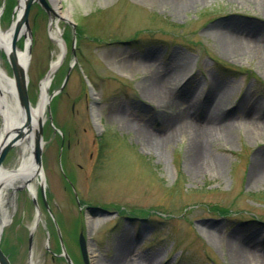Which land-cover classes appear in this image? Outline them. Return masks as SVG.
I'll return each instance as SVG.
<instances>
[{
  "label": "rangeland",
  "instance_id": "obj_1",
  "mask_svg": "<svg viewBox=\"0 0 264 264\" xmlns=\"http://www.w3.org/2000/svg\"><path fill=\"white\" fill-rule=\"evenodd\" d=\"M177 2L182 5L172 6L170 0H59L58 16L66 11L69 17L55 21L63 30L65 54L52 75L42 130L47 211L40 181L33 195L42 220L33 230L37 263L54 264L50 219L58 221L57 233L77 264H84L76 244L80 232L94 251V264H236L229 243H249L264 256V175L254 173L256 153L264 159V130L244 123L250 111L264 123V56L225 51L211 31L222 23L233 31L230 35L264 40V8L256 0ZM48 23L46 12L33 5L27 23L31 105L38 104L42 76L58 55L56 43L62 50L59 40L50 38ZM24 41L19 40L20 47ZM137 58H148L150 73L133 68L131 61ZM2 62L11 75L4 55ZM181 65L185 74L171 89L184 103L163 106L145 96L149 78ZM211 91L224 95L223 113H217L215 122L230 128L193 146L186 134L173 132L172 124L176 113L185 111L193 126H206L212 115L204 104ZM87 105L94 107L99 124ZM115 116L152 140L141 141L117 125ZM159 139L164 141L156 144ZM201 149L219 158L220 167L191 169V156ZM97 154L99 164L93 166ZM12 157L13 152L6 159L8 169L14 168ZM33 197L24 187L16 189V207L1 235L9 251L15 240V248L23 243L14 263L26 260L27 234L37 216ZM117 250H124L120 259ZM87 259L90 264L88 254Z\"/></svg>",
  "mask_w": 264,
  "mask_h": 264
},
{
  "label": "bare ground",
  "instance_id": "obj_2",
  "mask_svg": "<svg viewBox=\"0 0 264 264\" xmlns=\"http://www.w3.org/2000/svg\"><path fill=\"white\" fill-rule=\"evenodd\" d=\"M22 1L19 0L20 5L17 7V17L13 21V25L9 30H0V50H8L11 48V41H12V31L14 27V23L19 19L21 12H22ZM47 3H49L52 6L53 11L55 13L58 12L59 6V0H46ZM166 2L167 0H163ZM179 0H170L172 3V6L180 5L181 3H178ZM263 8H264V0H256ZM178 3V4H177ZM182 5V4H181ZM180 5V6H181ZM264 12V11H263ZM62 13V20L68 19V15L66 11L61 12ZM50 19L52 21V29L50 31V36L53 40H59L62 45V39L60 37V34H62V28L56 23L55 21L57 19H60L57 15L51 14ZM212 35L213 38L220 43V47L225 50L229 51L232 54H237L241 51H257L264 56V40L261 38V36H253L250 38H240L235 37L234 35H230L231 29L227 27L225 24H219L213 26ZM233 32V31H232ZM22 35H25V41L23 47H20L17 43L15 44V50H16V59L18 64L23 68L27 70V65L29 62V54H28V44H29V35L28 32L25 30L24 27L20 28V31L18 33V38L22 37ZM263 43V44H262ZM54 53L57 55L53 57L51 60V73L46 76L42 83H41V100L37 105L32 104L30 108V118L32 123H35L36 118L39 116L42 119V122L45 124L46 120L48 119V113H47V103L49 99L51 98V92L49 93L50 84L52 81V73L54 70L57 69V62L59 60L60 56V48L59 44L56 43L55 45V51ZM264 60V58H263ZM131 65H133L134 69L140 71L141 73H150L151 69L149 67V60L148 58H137V60L131 61ZM25 70V74H26ZM171 72L168 74H164L161 76H153V78H149L147 81L146 87H145V96L148 97V99H151L155 102L161 103L163 106H170V105H181L184 103L181 101L182 99L180 96L171 89L172 84L177 81L181 80L184 72L186 71V67L176 66L173 69L170 70ZM27 77V75H26ZM217 82H215L216 84ZM218 85V84H217ZM0 102H1V130H0V139L1 140H12L16 134V128H19L23 126L24 121V112L21 108L19 99L16 94V88L14 84V80L11 76H9L3 67L0 65ZM190 102V101H189ZM224 103V95L211 91V95L205 99V109L207 107L206 113L210 112V115L212 117L209 119L208 124L204 126L203 128L193 126L192 123L186 118L185 111H179L176 113V117L174 118V123L172 124L173 132L178 133H184L189 137L190 142L194 146L195 141L199 142L205 138H209L212 134L218 133V132H224L227 131L230 128V125L227 123H217L215 122V119L220 118L218 117L217 113H223V106ZM160 104V105H161ZM177 106V107H178ZM92 120L95 124H99L100 119L98 117V114L96 113L95 109L92 108ZM216 115V116H215ZM257 113L254 111H250L246 114V118L244 120L245 126L247 128L252 130H264V123L259 122L255 117ZM213 116L215 118H213ZM112 120L120 126H123V128H128L135 136L140 139L141 141H151L152 137L145 133V131L141 130L138 126L129 124L128 122H125L124 119L121 117L115 116L112 118ZM25 139V138H24ZM23 138L18 139L19 146L17 148V160L15 162L16 167L14 169H6L4 170L3 177H6L8 180V184L5 185L0 190V232L2 225L7 224L9 218L11 217V214L13 210L15 209V202L14 197L16 194V189L18 187H24L26 191L30 195H36L37 193V186L39 178L36 176L32 180H28L30 178V175L26 174L25 176L20 175L19 173H24L27 169L31 170L32 165V143L30 137H26V140L22 141ZM163 142L164 140H156V144L159 142ZM256 160L258 162H255L254 165V173L255 176L260 177V175H264V159L259 154L256 153L255 155ZM191 169L198 170L202 168L204 165H210L212 168L220 167V159L217 157H214L207 152L203 151H196L191 156V163H190ZM14 173V174H13ZM12 179V180H11ZM207 236H209L210 240H215L216 237L214 233L210 230H203ZM122 245L125 247L127 244L126 239H121ZM248 244L243 245H232L229 243L228 247L229 250L232 252L236 264H264V256L259 254L255 249L252 247H249ZM249 247V248H248ZM86 251L89 257V263L94 264V251L87 246ZM124 250H117L115 254L116 259H120L124 256ZM243 262V263H240ZM116 263V262H115ZM119 263V262H117Z\"/></svg>",
  "mask_w": 264,
  "mask_h": 264
},
{
  "label": "flooded vegetation",
  "instance_id": "obj_3",
  "mask_svg": "<svg viewBox=\"0 0 264 264\" xmlns=\"http://www.w3.org/2000/svg\"><path fill=\"white\" fill-rule=\"evenodd\" d=\"M11 1L12 0H0V30H9V28H11V25H13V21H14V19L17 17V7H18V4H17V0H14L15 2H14V4H12L11 5ZM37 6V7H39V8H42V9H44V7H42L40 4H38V3H35V2H32V4L30 5V8H29V10H28V15H29V11H30V9H31V7L32 6ZM47 6L49 7V8H51L52 9V6L49 4V3H47ZM53 10V9H52ZM55 12V11H54ZM28 15H27V20H28ZM46 15H47V17H48V20H49V14L46 12ZM56 15L58 16V14L56 13ZM51 16V15H50ZM60 19H63L61 16H58ZM65 21H68L67 19H65ZM4 24H7V27H4ZM48 27V26H47ZM72 33L75 31V26L74 27H72ZM26 30V29H25ZM75 33V32H74ZM24 39L25 38V35H22V37H20L19 39H18V41H16V43L18 44L19 43V40H21V39ZM19 45V44H18ZM73 53V52H72ZM4 55V57H5V59H6V56H5V52H4V50L2 49V50H0V65L3 67V69L5 70V67L3 66L4 64H3V62H2V56ZM73 55H74V53H73ZM75 56V55H74ZM7 60V59H6ZM8 62V61H7ZM9 64V63H8ZM10 66V65H9ZM10 71H11V75L10 74H8L9 76H11L12 78H13V80H14V84H15V88H16V94H17V97H18V90H17V86H16V81H15V78H14V74H13V71H12V68L10 67ZM6 72V71H5ZM47 72V71H46ZM46 72H45V74L42 76V78L44 79V77H45V75H46ZM55 72V71H54ZM53 72V73H54ZM53 73H52V75H53ZM67 73V72H66ZM69 74L70 73H68V75H67V77H69ZM65 78V77H64ZM43 79H42V81H43ZM64 80V79H63ZM42 83V82H41ZM40 85V84H39ZM41 86V85H40ZM41 88V87H40ZM40 95H41V89H40V94H39V98H40ZM18 99H19V97H18ZM0 106H1V102H0ZM87 107L88 108H90V110H91V113H92V108H94L92 105H87ZM78 110V109H77ZM76 113H78V111H76V101H72L71 102V114L72 115H75ZM90 117V116H89ZM91 117H92V114H91ZM89 120H90V118H89ZM91 121V120H90ZM1 125H2V121H1V108H0V130H1ZM1 138V137H0ZM18 139H20V138H18ZM18 139L14 136V138L12 139V140H14V142H13V145L8 149V151L6 152V154H5V156H4V158L2 159V161H1V163H0V170L1 171H4V170H6V169H8V168H6V165H7V163H6V159H7V156L9 155V154H11V152H13L14 153V157H12V159H11V161L10 162H12V164H13V166H14V168L16 167V165H15V163H13V162H16V160H17V146H19V143H18ZM12 140H1L0 139V147H1V145L3 144V143H5V142H8V141H12ZM24 140H26V139H24L23 138V140L22 141H24ZM102 151H103V149L101 148V150H100V152L102 153ZM93 156V153H92V151H90L89 153H88V157L89 158H91ZM100 156H101V154H97V157L95 156V162L93 163V164H91V165H93V166H97L98 164H99V160H100ZM14 168H12V169H14ZM11 170V169H10ZM4 176V172H1V174H0V177H3ZM12 180V179H11ZM9 182H8V180H6V183H5V185L6 184H8ZM5 187V186H4ZM3 188V187H2ZM1 188V189H2ZM40 198H41V200H42V197L40 196ZM14 202H15V197H14ZM42 202H43V205H44V207H45V209H46V211L48 210V201L46 200V204L44 203V201L42 200ZM37 203V202H36ZM15 204H16V202H15ZM33 204V203H32ZM34 205V204H33ZM35 206V209H37L38 211H39V207H38V204L37 205H34ZM16 207V206H15ZM40 219V218H39ZM54 221V224H55V226L56 227H54V225H53V222H52V220L50 219V223H51V226H52V230H53V241H52V239L50 238L51 237V235L49 234V231H47L48 233H46L47 234V240H48V242H53V246H54V248H55V252H52L53 254L51 255L52 256V262H50V263H54V264H69V262H68V259H70L71 260V263L72 264H77L78 263V261L76 260V257H74V255H72L71 253H70V251L67 249V246H66V244H65V242H64V239H63V235L61 234V236H60V234L58 235V233H57V231L58 232H60V229L58 228L59 227V224H58V221L56 220V219H53ZM39 221V223H40V221H42L41 219L40 220H38ZM8 223V222H7ZM37 225H38V222H37V224L35 225V227H34V229H36V227H37ZM4 224L2 225V227L3 228H1V232H0V249H1V251L4 253V255L8 258V261H9V263L8 264H20V263H14V258H15V251L16 250H21L22 249V247H23V243L19 246V247H17V248H15L14 247V245L16 246L17 245V240H15L14 241V245L10 248V251L7 249V248H5L4 247V245L2 244V242H1V235H2V232H3V229H4ZM81 234H83V233H81L80 232V234L79 235H81ZM29 238H30V232H28V234H27V238H26V243H25V253H26V260H25V263L24 264H39V263H37V261L36 260H34V258H33V256H34V252H33V250H34V232L32 233V235H31V238H30V240H31V244H30V240H29ZM16 243V244H15ZM76 244H77V248H78V250H79V242H78V239L76 240ZM49 247H50V245H46L44 248H45V254H49V256H50V254H51V252L49 251ZM80 251V250H79ZM67 256V258L68 259H66V257H65V255ZM44 254V253H43ZM57 257V258H56ZM80 258H81V262L82 263H84V264H88V259H86V260H84L83 259V257H82V255H81V253H80ZM57 259V260H56ZM57 262V263H56ZM1 264V263H0ZM44 264H46V263H44Z\"/></svg>",
  "mask_w": 264,
  "mask_h": 264
},
{
  "label": "water",
  "instance_id": "obj_4",
  "mask_svg": "<svg viewBox=\"0 0 264 264\" xmlns=\"http://www.w3.org/2000/svg\"><path fill=\"white\" fill-rule=\"evenodd\" d=\"M34 1L40 3L45 8V10L48 12V14L56 15V13L47 6L46 0H23L21 4L22 6L21 15L19 19L16 21V23H14V27L12 31L11 48L8 50V52L5 50V54H6V57L8 58V61L11 65V68L14 74V78H15L16 86L18 90L19 102L24 112L23 126L15 129L16 130L15 137L18 139V138H24L25 136L29 135L31 139V143H32V158H33L32 166H31L32 168L31 170L27 169L24 173H19V174L23 176H25L26 174L30 175V178H28V180H31L35 176H39L41 180V183H40L41 193L44 198V193H43L44 176H43V171H42V143H43L42 141V119L41 117L38 116L36 118L35 123H32L31 121L30 103H29L27 91H26L27 77L25 74V69H23L18 64L16 56H15V44L18 38V33L20 31V28L24 27L29 32V28L27 24V15H28L29 7ZM17 4L18 6L20 5L19 0H17ZM51 71L52 70L50 69L45 75V77L48 76L51 73ZM13 142L14 140L5 142L1 145L0 163L2 159L4 158L8 149L13 145ZM1 172H4V171L0 170V174ZM6 180H7L6 177H0V190L2 187L5 186ZM33 202L35 203L34 199H33ZM79 243H80V249H81L82 256L85 259L86 250H85V245H84V241L82 240V238H80ZM0 263L1 264L9 263L6 256L2 253L1 250H0Z\"/></svg>",
  "mask_w": 264,
  "mask_h": 264
}]
</instances>
